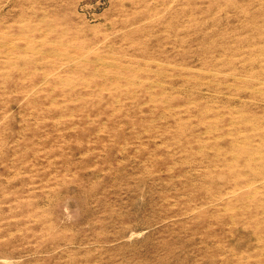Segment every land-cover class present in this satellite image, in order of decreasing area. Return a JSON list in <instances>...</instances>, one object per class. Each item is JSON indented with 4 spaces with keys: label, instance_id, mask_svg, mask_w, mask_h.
<instances>
[{
    "label": "rangeland",
    "instance_id": "obj_1",
    "mask_svg": "<svg viewBox=\"0 0 264 264\" xmlns=\"http://www.w3.org/2000/svg\"><path fill=\"white\" fill-rule=\"evenodd\" d=\"M0 264H264V0H0Z\"/></svg>",
    "mask_w": 264,
    "mask_h": 264
},
{
    "label": "bare ground",
    "instance_id": "obj_2",
    "mask_svg": "<svg viewBox=\"0 0 264 264\" xmlns=\"http://www.w3.org/2000/svg\"><path fill=\"white\" fill-rule=\"evenodd\" d=\"M219 139V138H218ZM201 149V148H200ZM232 219V218H231ZM233 220V219H232ZM232 223H234V221H231ZM257 227V226H256Z\"/></svg>",
    "mask_w": 264,
    "mask_h": 264
}]
</instances>
